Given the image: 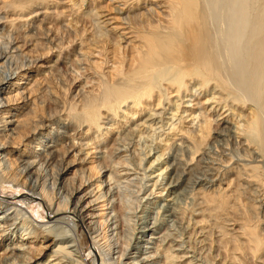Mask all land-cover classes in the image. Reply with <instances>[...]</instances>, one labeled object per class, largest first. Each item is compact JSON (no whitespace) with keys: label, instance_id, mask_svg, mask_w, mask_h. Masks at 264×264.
I'll return each instance as SVG.
<instances>
[{"label":"bare ground","instance_id":"1","mask_svg":"<svg viewBox=\"0 0 264 264\" xmlns=\"http://www.w3.org/2000/svg\"><path fill=\"white\" fill-rule=\"evenodd\" d=\"M0 264H264V0H0Z\"/></svg>","mask_w":264,"mask_h":264},{"label":"rangeland","instance_id":"2","mask_svg":"<svg viewBox=\"0 0 264 264\" xmlns=\"http://www.w3.org/2000/svg\"><path fill=\"white\" fill-rule=\"evenodd\" d=\"M3 199L8 202H13V200H17L23 197V192H14V191H7L1 193ZM30 213L33 217H35L38 221L45 222L47 220V214L39 206L35 203L31 204ZM35 215V216H34ZM42 217V218H40ZM39 218V219H38ZM85 259L90 262V257L88 256V252H84Z\"/></svg>","mask_w":264,"mask_h":264}]
</instances>
